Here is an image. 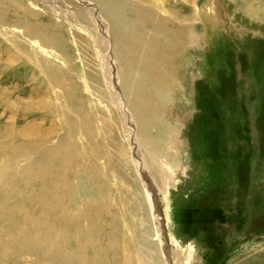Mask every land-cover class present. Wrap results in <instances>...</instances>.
Returning a JSON list of instances; mask_svg holds the SVG:
<instances>
[{
    "label": "rangeland",
    "instance_id": "1",
    "mask_svg": "<svg viewBox=\"0 0 264 264\" xmlns=\"http://www.w3.org/2000/svg\"><path fill=\"white\" fill-rule=\"evenodd\" d=\"M1 1L5 4H0V12L11 9L12 6L8 7L11 1L37 13L38 24L61 22L66 34L61 37L60 47L67 49L59 52L29 38L21 26L15 27L9 22L0 25V171H18L27 159L13 164L11 159L17 160L13 153L33 151V138L22 132L23 127L40 119L48 121V114L49 119L53 114L52 122L61 123L63 115L59 110L51 108L50 111L49 104L36 113L24 109L23 104L42 99V85L48 68L57 72L68 66L71 71L68 76H77L92 117L98 122L100 139L106 150L113 153L115 166L123 171L124 178L118 180L123 186L120 187L122 194H119L121 198L125 195L131 205L130 217L121 214L113 231L121 251L123 249L122 252L116 249L119 261L117 258L113 264H128L129 256H134V261L138 257L139 264L144 262L143 253L149 250L142 245L144 225L151 229L147 240L154 245L153 250L144 253L148 255V264H153L150 258L153 251L160 258L162 253H168L172 264H185L184 246L189 242L194 251L188 264H264V0L139 1L141 8H156L160 16L170 15L173 10L191 14L182 22L191 28L195 42L185 50L190 68L186 72L188 81L183 88L182 107L176 112L181 117H177L180 147L174 149L175 155L168 152L167 156H156L163 164L161 170L167 178L166 183L153 177L151 169L150 172L143 171L148 178L152 175L159 187L165 185L164 191L161 189L163 192L159 193L155 182L148 179L153 185L152 193L160 200L158 213L164 216L163 235L172 239V243L160 247L150 210H147L145 221L139 214L143 174L136 169L132 171L133 167L128 170L129 165L126 169L124 166L129 159L119 151L131 147L126 136L128 131L125 132L121 121L123 114L129 113L119 87L112 26L116 22L121 25L131 23L129 14L134 0H109L108 12L97 0ZM80 10L82 15L78 18ZM54 31L61 32L59 29ZM18 45L26 49L17 48ZM106 61L117 93L122 97L119 107H115L114 94L103 74V70H107ZM64 90L57 85L51 87L50 91L56 97H50L49 102L56 103L61 110H68ZM132 125L135 134L136 125ZM60 132L55 130L54 143ZM145 157L151 162L149 155ZM172 157L175 167L171 166ZM115 182L112 178L110 190H106L107 198L112 202H116V197L111 196L112 190H116ZM88 196L92 197L86 193ZM133 204L136 213L132 212ZM146 206L148 209L147 202ZM101 234L103 238L106 232ZM169 249L177 252L171 254ZM3 261L0 260V264H5ZM30 261L27 259L26 264Z\"/></svg>",
    "mask_w": 264,
    "mask_h": 264
},
{
    "label": "bare ground",
    "instance_id": "2",
    "mask_svg": "<svg viewBox=\"0 0 264 264\" xmlns=\"http://www.w3.org/2000/svg\"><path fill=\"white\" fill-rule=\"evenodd\" d=\"M139 1L146 2L134 0L131 4L129 25L116 22L112 26L119 67V87L126 98V109L129 113V117L123 114L121 121L125 132L128 131L126 136L131 147L129 150L120 148L119 151L129 159L124 166L126 169L129 165L128 170L133 167L132 171L136 169L143 174V195L142 200L140 199L142 206L139 214L145 221L147 210H150L160 247L168 242L172 243V239L163 235L164 216L161 217L158 213L160 200L157 194L152 193L153 185L150 182H155L159 193L164 191L165 185L159 187L152 175L148 178L143 171L150 172L151 169L153 177L156 176L158 181L163 180L166 183L167 178L162 174L163 164L159 158L180 147L177 124L181 117L176 112L182 107L181 97L187 80L186 72L190 68V59L185 56V50L194 42V36L190 32L191 28L182 22L188 20L191 14L184 15L179 10H173L170 15L160 16L156 8H141ZM4 2L0 0V4L4 5ZM97 2L106 12L110 10L109 0ZM10 3L8 7L12 6L11 9L5 8L6 12H0V25L9 22L15 27L21 26L23 33L29 38H35L59 52L67 49L60 47L61 37L66 34L61 22L47 21L45 24H38L37 13L21 3ZM77 15L79 18L82 11ZM108 16L111 17L112 14L109 12ZM55 29H59L60 34ZM17 48L26 49L20 45ZM105 66L107 70L104 69L103 74L111 87L109 90L114 94L115 107H119L122 97L117 93L108 61ZM70 72L68 66L67 69H57V72L54 68H48L42 85V99L34 103L31 100L26 104L22 101L23 108L31 113H36L38 109L49 104L48 109L51 111L52 108L57 112L59 110L63 119L60 124H55L52 122L53 114L51 119L48 114V121L40 119L41 121L31 122L23 127L22 132L33 138V151L13 153L17 156V160L11 159L13 164L23 158L27 162L14 173L7 170L10 176L7 171H0V260H4L5 264H26L27 259H31L29 264H113L117 258L119 261L116 254L121 251V245L117 243L113 231L118 218L122 217L121 214L130 217L131 207L125 195L120 197V187L123 186L118 180L124 178L123 171L115 166L113 153L106 150L104 141L100 139L98 122L92 117L87 98L79 88L77 76H68L67 73ZM56 85L65 88L68 110H61L59 105L49 102L50 97H56L50 91ZM134 123L135 134L132 130ZM56 129L61 132L57 133L54 143L52 138ZM146 154L150 156L151 162L146 159ZM100 159L102 163L98 162ZM174 164L172 157L171 166L175 167ZM112 178L116 181V192L112 190L111 195L116 197L115 203L108 200L106 191L110 190ZM148 179L151 181L148 182ZM86 193H90L92 197H86ZM146 202L150 209H147ZM132 207V212L136 213V206L133 204ZM150 230L147 225L141 230L144 239L142 245L153 250L154 245L147 240ZM103 231L106 235L102 238ZM192 247L191 242L184 246L183 254L187 255L185 264L193 257ZM168 252L172 254L177 251L169 249ZM144 253V262L140 264L149 263L148 255ZM150 253L153 264H172L168 260V253H162L161 258L154 251ZM177 256L181 255L177 253ZM137 261L138 257L135 261L134 256L128 257V264H139Z\"/></svg>",
    "mask_w": 264,
    "mask_h": 264
}]
</instances>
